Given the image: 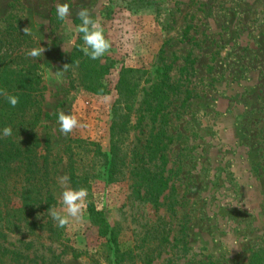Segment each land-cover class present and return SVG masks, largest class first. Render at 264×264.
Segmentation results:
<instances>
[{
    "label": "rangeland",
    "instance_id": "374dc122",
    "mask_svg": "<svg viewBox=\"0 0 264 264\" xmlns=\"http://www.w3.org/2000/svg\"><path fill=\"white\" fill-rule=\"evenodd\" d=\"M58 3L70 5L67 21L57 19ZM83 8L112 44L104 56L113 60L104 95L86 90L80 77L86 55L76 27ZM8 22L30 28L29 50L45 48L34 58L42 85L35 168L45 179L38 173L32 185L51 199L29 215L20 197L10 198L16 226L0 228L6 249L0 264H19L13 253L23 264H106L109 252L86 207L65 228L49 215V208L61 209L59 181L70 167L87 187V201L104 210L119 250L127 252L124 264H144V253L150 264H247L264 237V0H0V33ZM120 66L140 71L118 143L120 162L110 169L95 146L109 149ZM162 72L171 90L163 157L148 163L164 180L153 202L129 171L146 162L141 151L158 122L147 118L145 92ZM60 111L77 115L81 127L61 133ZM8 182L19 183L18 175ZM161 219L170 227L169 244L150 250Z\"/></svg>",
    "mask_w": 264,
    "mask_h": 264
},
{
    "label": "trees",
    "instance_id": "16d2710c",
    "mask_svg": "<svg viewBox=\"0 0 264 264\" xmlns=\"http://www.w3.org/2000/svg\"><path fill=\"white\" fill-rule=\"evenodd\" d=\"M31 47L30 36L24 35L17 25H11L8 22L6 28L0 33V89L19 97V103L12 107L4 96L0 95V222L4 223V226H0L1 230L2 227L9 230L10 225L16 226L10 220L11 207L13 206L9 202L12 196L20 197L21 207H25L29 215L36 209L38 210V206L37 208L35 206L36 203L51 199L47 190H44L45 195L41 197L40 187L32 185L36 174L39 173L37 178L43 180L45 173L39 172L35 168L38 140L34 128L41 116L39 96L42 85L39 66L33 57L27 55ZM68 60L75 62V52L70 53ZM100 60H92L88 56H84L79 64L80 77L86 90L104 95L108 93L104 76L112 67L113 60L107 57H103L104 61ZM139 71L138 68L119 67L114 84L116 98L110 109L109 149L107 152H102L98 146H95L97 153L103 157L110 169L120 162L118 143L120 136L125 131L129 100L138 85L136 79ZM170 90L168 76L166 72H162L159 80L145 92V109L149 110L147 118L152 122L157 120L158 125L154 133L150 132V136L143 145V151H141V154L147 156L146 162L132 166L129 171V174L137 177L138 183L145 187L143 194L153 202L156 201L154 188L164 184V180L149 169L148 163L156 154L163 157L162 150L165 145L163 140L167 139L165 134L166 117L163 110ZM123 109L127 110L121 113L120 111ZM6 126L12 127L11 136H3V129ZM16 175L19 177V183H9V178L16 177ZM68 177L72 188L76 189L82 186L73 167H70ZM86 212L88 220L96 228L98 236L104 239L109 252L106 264H124L127 252L119 250L115 233L108 224L104 210L96 208L91 201H87ZM160 224L162 226L159 228ZM153 231L152 238L155 240V244L150 250L159 249L169 244L170 227L168 222L161 219L153 227ZM252 249L247 264H264V237ZM5 252V247L0 244V261ZM144 256V264H150L152 257L148 253H144ZM19 257V253H13L10 259L23 264L18 260ZM194 264H214V262L206 259L198 260Z\"/></svg>",
    "mask_w": 264,
    "mask_h": 264
},
{
    "label": "clouds",
    "instance_id": "9594fccd",
    "mask_svg": "<svg viewBox=\"0 0 264 264\" xmlns=\"http://www.w3.org/2000/svg\"><path fill=\"white\" fill-rule=\"evenodd\" d=\"M55 12L58 20L67 21L71 15L70 5L68 3H58L55 6ZM77 16L80 23L76 27V32L80 34V38L83 41L80 50L92 60L103 58L111 50L112 44L110 39L106 37L100 21L94 19L87 8L80 9L77 12ZM23 34L31 35L30 28L24 27ZM44 52L45 48L41 46L32 48L27 55L39 58L43 56ZM0 95L4 96L12 107L19 103V97L9 94L6 90L0 89ZM57 120L60 132L65 135L81 127L80 120L73 113L60 111L57 114ZM12 131L11 126L4 127L3 136H11ZM59 182L64 189L61 193V209L49 208L48 211L56 226L65 228L72 220H79L82 217L89 193L88 189L83 186L76 189L68 187L69 177L67 175L61 177Z\"/></svg>",
    "mask_w": 264,
    "mask_h": 264
}]
</instances>
